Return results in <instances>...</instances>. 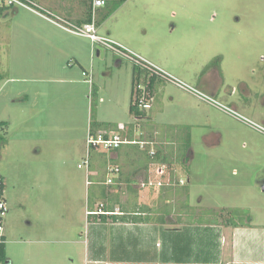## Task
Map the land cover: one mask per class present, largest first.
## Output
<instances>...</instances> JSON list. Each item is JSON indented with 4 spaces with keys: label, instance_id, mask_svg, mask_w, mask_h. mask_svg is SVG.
Returning <instances> with one entry per match:
<instances>
[{
    "label": "rangeland",
    "instance_id": "obj_1",
    "mask_svg": "<svg viewBox=\"0 0 264 264\" xmlns=\"http://www.w3.org/2000/svg\"><path fill=\"white\" fill-rule=\"evenodd\" d=\"M120 1L104 8L110 15L100 17V34L111 29L113 39L135 51L140 46V53L152 54L166 71L194 88L198 75L220 68L226 77L223 91L230 96L216 100L239 115L164 82V105L148 121L158 131L157 139L144 143L146 136L138 130L141 144L127 151L139 148L145 162L150 151L167 147L173 161L168 171L183 179L193 205L204 200L201 208L234 209L236 223L264 225V0H129L110 18ZM17 10L10 17L0 16V123L7 124L0 127V172L9 206L6 254L11 264H57L56 256L65 247L57 240L64 239L66 228L71 237H86L94 194L88 182L106 180L103 168L89 178L87 167L78 166L88 156L90 124L134 122L131 95L133 91L134 103L143 70L109 49L104 61L85 53L90 84L76 63L73 70L68 66L70 55L61 56L56 45L26 36L28 25L36 26L25 19L32 17L30 11ZM119 59L121 68L116 66ZM171 96L174 102L168 101ZM197 103L202 106V113L195 115L200 122L189 127ZM169 125L178 130H169ZM162 139L174 144L163 145ZM214 139L220 142L211 145L208 141ZM89 157L94 166L100 165L96 151L89 150ZM117 161L109 159L110 165ZM146 193L140 195L142 205L152 200L159 204L157 193ZM220 212L204 216L219 219ZM0 264H9L8 259Z\"/></svg>",
    "mask_w": 264,
    "mask_h": 264
},
{
    "label": "crops",
    "instance_id": "obj_2",
    "mask_svg": "<svg viewBox=\"0 0 264 264\" xmlns=\"http://www.w3.org/2000/svg\"><path fill=\"white\" fill-rule=\"evenodd\" d=\"M128 1L120 4L112 12L110 18H114L128 4ZM37 2L55 15L75 25L82 26L93 22L92 0L90 2L87 0H37ZM110 4L108 3L105 7L97 9L96 29L99 35L120 43L112 38L114 33L111 29L107 30L106 35L100 34L102 25L99 23V20L100 17H102L101 20H105V17L110 15L109 12H103L104 8ZM15 10L18 12L17 9ZM10 12L11 10H2L0 16L10 17ZM31 16H26L25 19L30 20L29 22L33 23L36 27L28 25L29 30H27L26 36L29 38L35 36L37 39L46 42V44L52 43L51 45H56L61 56L70 55L72 61L68 62V66L71 67V70L75 67L73 63H76L84 71V75L85 73L90 74L86 67L83 66L85 63L83 57H86L85 53L90 58L96 56L102 61L108 57V50L99 45H94L89 38L69 33L34 13H31ZM39 25H41L40 28ZM22 34L24 35V31ZM66 36L72 37V40L69 42ZM69 45L71 48L69 50L71 51L67 50ZM122 45L166 71V65L155 56L148 53H145L146 55L140 53L139 51L142 49L140 46L135 45L137 49L135 51L133 48L124 44ZM116 64L118 68H121L124 63L123 60L119 59ZM166 72L169 73L168 71ZM135 73L136 71L134 72V77ZM139 74L142 79L144 76H147V81L140 80V82L145 86L147 93L153 98L152 108L141 111L142 114L140 116L134 115L131 112L133 103L132 91L129 113L133 117L134 122L100 121L99 123L102 126H98L95 129L96 134L105 135L104 133L110 134L114 131H120L124 137H131L133 141L142 142L141 140H136L135 134L138 130H141V136H146V140H144L146 142L144 143L149 144V141L157 139L158 131L151 129L148 121L153 119L152 114L156 113L158 105L160 103L164 105L165 95L163 93H165L166 88L163 80L154 79L144 71ZM169 74L172 75L171 73ZM225 80V73L221 72L220 68L211 67L209 70L206 69L205 72L198 75V79H195L194 83L197 85L196 89L217 99L221 96H230L228 91H223L226 85ZM243 86L245 93H247L245 85ZM97 92H99L98 88ZM168 99L169 102L175 101L172 96ZM201 108L202 106L197 103L194 114L195 122L188 121L186 123L187 126L191 127L192 125L199 124L200 119L195 115L199 116L202 113ZM207 122L209 123V117H207ZM169 126V130H171V127L178 130L176 125ZM170 140L162 139L160 142L163 145H173L174 143L170 142ZM208 142L214 145L220 141L218 142L217 139H214ZM123 146L128 147L125 149ZM123 146L114 151L94 150L99 154L101 166L99 164H95L94 166L90 158V167L87 170V172L90 171L88 176L89 178L97 177L98 169L103 168L106 173V180L96 183L90 182V189L94 187V194L91 197L92 200H90L88 211H97L103 205L111 207L115 211L108 212L109 214L106 215H125L128 220L123 221L108 218V220L102 221L100 218L89 217L87 211L88 229L86 237L79 239L71 237L70 228H66L63 234L65 236L64 239L57 240L60 245L65 246L64 253L56 256L55 261L57 264H264V225L237 223L234 226L223 222V219H217L212 216L210 218L205 217L204 215L214 214L213 212L219 213L220 210L218 211L217 208L211 207L201 208L200 204L202 206L205 203L204 200L202 202L200 200L198 204L193 205L191 198L187 197L190 191L186 193L183 190L182 192L177 190L180 187L185 189V184L182 183L183 179L171 171H168L167 176L162 179V182H164L162 187L143 188L141 184L149 178L153 181L158 179L155 176L156 173L151 170L150 163L152 165L168 166L160 162H150L149 157H147L145 162L141 161L143 151L138 148V150H133L132 153L131 151H127L131 150L129 146L133 147L132 145ZM164 148L162 149L161 147L166 152L167 147ZM109 156H113V158ZM129 157L132 158L128 159ZM109 159L111 161H118L114 162V165H110ZM111 166L120 168V173L113 176L116 186L106 184L107 179L110 177L109 168ZM168 170H170L169 167ZM2 177L5 181L6 195V179L3 175ZM139 180H141L140 183H137ZM188 181L190 184V177ZM102 187L106 190L105 198L102 197ZM147 190L158 194L160 197L159 204H154L155 200L149 201L144 205L141 204L143 197L140 195H146ZM208 210L210 211L208 212ZM140 215L148 218V220H135ZM6 242L5 235V247ZM77 246H80L78 248L79 253L76 252ZM7 259L9 264L13 262L8 256ZM52 263L55 264L54 262L48 263L47 260L44 264ZM35 264L42 263L37 261Z\"/></svg>",
    "mask_w": 264,
    "mask_h": 264
},
{
    "label": "built area",
    "instance_id": "obj_3",
    "mask_svg": "<svg viewBox=\"0 0 264 264\" xmlns=\"http://www.w3.org/2000/svg\"><path fill=\"white\" fill-rule=\"evenodd\" d=\"M108 0H92V16L93 22L91 24L78 26L75 25L62 17L55 15L53 12L49 11L48 9L44 8L37 0H0V10H12V9H19L23 8L31 13H34L41 18L51 22L52 24L58 26L59 28L72 33L77 36H82L89 38L94 45H99L104 49H109L114 52L116 55L129 59L135 66L142 69L146 72L150 77L154 79H160L164 82H170L176 85L178 88L185 90L192 95H194L200 101H203L211 106H214L220 110H223L232 116L238 118V114L234 112V110L222 105L218 102L214 97L203 93L202 91L187 85L186 83L182 82L178 78L170 75L163 69L159 68L155 64L149 62L148 60L144 59L137 53L133 52L132 50L128 49L127 47L123 46L122 44L108 38L105 36H101L98 34L96 29V11L99 8L105 7L107 5ZM87 75L88 82L92 84V74L85 73ZM134 97V106L138 108L140 111L149 110L152 108L153 98L150 94L147 93L145 86L141 83L137 85ZM241 118V116H240ZM242 119V118H241ZM141 144L139 141H133L126 137H124L120 131H114L108 134L107 136L103 134H91L89 132L87 145H88V156L84 161V164L79 165V168L87 167L89 170L90 167V157H89V150H103V151H114L119 149L123 145H137ZM155 152H151V155H154ZM155 169V175L158 177L157 180L153 181L151 178L143 182L141 186L143 188H157L162 187L164 182L162 179L167 176L168 167L153 164L152 170ZM89 173V171H88ZM120 173V168L118 167H111L109 168V178L107 179V185H115V181L113 176ZM89 185L91 184L88 182ZM182 183H184L182 181ZM9 212L8 202L5 197V181L2 175L0 174V245L5 243V230H4V218ZM98 215V214H109L103 210V205L97 211H88V215Z\"/></svg>",
    "mask_w": 264,
    "mask_h": 264
},
{
    "label": "trees",
    "instance_id": "obj_4",
    "mask_svg": "<svg viewBox=\"0 0 264 264\" xmlns=\"http://www.w3.org/2000/svg\"><path fill=\"white\" fill-rule=\"evenodd\" d=\"M110 1L112 0H108L107 4L110 3ZM125 1L127 0H121L120 3L123 4ZM2 10H0L1 12ZM141 73V72H140ZM141 76V75H140ZM139 76V80H142V81H147V76L142 79V77ZM137 78V77H136ZM137 80V79H136ZM135 82V81H134ZM216 99V98H215ZM131 112L136 115V116H140L142 114V112L136 108L134 106V104L132 103V106H131ZM7 126L6 123H0V127H5ZM91 129H90V133L91 134H96L95 133V129L99 126L101 127L102 124L101 123H98V122H92L91 123ZM105 136H107L108 134L104 133ZM126 137V136H125ZM129 138L130 140L131 137H127ZM3 143V140H2V137L0 136V144ZM132 146H135V145H132ZM138 146V145H137ZM172 151H169V152H165L161 149V148H157V150L155 151V154L154 155H151V154H148V157L150 158V162H160L162 164H166L168 167L170 166L171 167V164L173 163V161L171 160L172 158V155H171ZM174 153V152H173ZM168 154V155H167ZM110 186H116V185H110ZM188 185H186L187 187ZM185 188V187H184ZM105 189L103 190V194H102V197L105 198ZM184 191L187 193L189 190L187 188L184 189ZM177 192V191H176ZM103 210H105V212H115L113 211V209L111 207H105L103 206ZM92 211V210H90ZM235 214V211L234 209H223L222 212H220V215L218 217H220L219 219H223V222H226L230 225H237L236 221L234 220V218H231V215ZM233 214V215H234ZM218 215V213H217ZM89 217H95L96 219L97 218H100L102 221H106L108 220V218H113L114 220H123V221H126L128 220L126 218L125 215H116V214H112V215H106V214H98V215H89ZM141 217V218H139ZM139 217L135 218V220H138V221H145V220H148V218L146 217H142V215H140ZM217 218V217H215ZM218 219V218H217ZM7 259V254H6V247L4 244L0 245V262L4 263Z\"/></svg>",
    "mask_w": 264,
    "mask_h": 264
}]
</instances>
